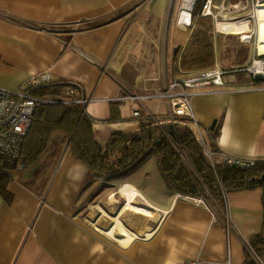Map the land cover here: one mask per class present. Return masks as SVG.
Masks as SVG:
<instances>
[{
  "label": "crops",
  "instance_id": "1",
  "mask_svg": "<svg viewBox=\"0 0 264 264\" xmlns=\"http://www.w3.org/2000/svg\"><path fill=\"white\" fill-rule=\"evenodd\" d=\"M177 2L0 0V88L18 94L29 79L48 74L81 99L96 120L92 132L100 146L113 132L137 131L133 111L168 113L169 100L160 92L178 76L165 68L135 85L133 68L126 74L128 58L142 29L141 41L150 44L144 52H157L158 44L163 54L167 44L186 45L192 25L188 31L179 26ZM233 77L192 95L194 118L205 130L217 129L219 150L264 159V84L237 86ZM111 102H118L120 120L107 122ZM70 142L0 182V264H243L252 253L250 239L264 236V186L220 200L206 192L207 204L199 205L160 182L102 179L72 154ZM131 188L134 200L128 199ZM128 203L160 219L145 225L143 212Z\"/></svg>",
  "mask_w": 264,
  "mask_h": 264
},
{
  "label": "trees",
  "instance_id": "2",
  "mask_svg": "<svg viewBox=\"0 0 264 264\" xmlns=\"http://www.w3.org/2000/svg\"><path fill=\"white\" fill-rule=\"evenodd\" d=\"M198 3L199 0H196L192 10V31L188 41L182 49L178 48L174 56V62L179 63L175 66V74L180 78L212 69L217 64L214 18L201 15ZM243 68L245 67L239 66L233 69ZM259 84L261 82L253 80L248 83L251 86ZM68 85L51 81L32 92L40 103L36 107L21 152L20 159L25 167L35 164L42 154L51 155L50 157L58 155L69 140L72 154L86 162L96 176L110 182L123 180L118 178L153 156L163 180L160 183L168 193L205 197L208 192L220 200L224 193L264 186L262 158H255L254 165L247 168L211 167L196 142V128L188 116L174 114L170 118L168 113L140 115L137 131L113 132L108 144L100 146L92 132L96 120L84 111V104L78 96L73 99L71 95H66ZM118 119L120 120L119 104L111 102L107 122ZM166 122H173L176 138L168 135ZM198 124L203 127L200 122ZM205 134L210 145L219 150L217 129L206 128ZM175 145L181 148L180 152ZM181 152L188 158L192 169L184 162ZM13 169L16 168L6 166L0 175V182H7ZM217 177H220L221 182L217 181ZM249 245L252 253L246 252L243 264H259L258 260H264V236L255 234Z\"/></svg>",
  "mask_w": 264,
  "mask_h": 264
},
{
  "label": "built area",
  "instance_id": "3",
  "mask_svg": "<svg viewBox=\"0 0 264 264\" xmlns=\"http://www.w3.org/2000/svg\"><path fill=\"white\" fill-rule=\"evenodd\" d=\"M211 2L212 0H204L200 8V14L204 16L210 15L216 22L218 17L214 14L215 12L211 7ZM190 23H192V20ZM255 58L258 59L256 60ZM234 72H246L252 77L256 73H260L263 79L262 82H264V52L260 53L257 45L255 44L253 61L250 66L243 69L232 70H225L216 66L212 69L202 71L188 77L179 78L173 81L170 86L171 89H179V91L168 94L170 114L188 116L193 120L196 128V141L200 144L205 160L213 168L217 166H237L247 168L254 165L255 158H245L231 155L221 150H216L210 145L205 132L202 131V128L199 127L198 124H196L197 121L193 116L190 105L191 93L189 90L194 86L224 85L223 79L225 75ZM48 82H51L50 76L48 74H41L29 79L26 88L21 93L12 94L11 92L0 88V175L4 172L6 166H14L16 169L25 168L24 162L20 159L22 147L29 132L36 107L38 103H40L39 100L34 98L32 92L39 86ZM65 93L67 95L72 94V89H66ZM133 116L139 117V112L137 110L133 111ZM158 123L162 124V122ZM217 180L218 182H221L220 177H217ZM181 196L195 204H207L204 196L195 197L182 194ZM180 264H198V262L188 260L181 262Z\"/></svg>",
  "mask_w": 264,
  "mask_h": 264
},
{
  "label": "rangeland",
  "instance_id": "4",
  "mask_svg": "<svg viewBox=\"0 0 264 264\" xmlns=\"http://www.w3.org/2000/svg\"><path fill=\"white\" fill-rule=\"evenodd\" d=\"M155 1H157L158 3L161 2V0H154V2ZM179 1L180 0H178V2H177V0H164V3L165 4H171L172 2L179 3ZM258 1L259 0H252V2H249L250 3V10L245 12L244 15L239 18V19L248 20L252 24V31L253 32H252V36L250 37L249 41L243 42L241 40H238L235 35H230L229 33L222 31V29H218L215 25V21L213 22L214 30L215 29L219 30V32L216 31L217 33L214 32V35H215L214 41H215V47H216L215 48V54H216V59H217V65L221 69L232 70L233 68H237L239 66H244L246 68V67L251 65V63L253 61V52H254L256 41H257V32H258L257 23H255L256 22L255 11L257 9L256 3ZM260 1H264V0H260ZM202 2H203V0H199L198 10L201 8ZM220 31H221V33H220ZM136 38H137L135 40L136 43H134V45L132 46L133 56L131 54L130 58H128V64H129L130 69H126V74H129L131 72V68H133V70H134V73L132 75V82H134L133 84L144 86L147 84V79L151 80V76H148V74L149 75H151L153 73L156 74V71H158V73H160V75H161V73L163 75V71L165 70V68H167L166 69L167 75H169V73H168L169 69L170 68L174 69L175 66L179 65V63L177 61L174 62V59H172V57L177 54V50L179 48L178 44H174L173 46H171V44H167V50H166V53H164V54H163L164 51L162 49L163 44H158V51L153 53V54H150L151 53L150 51L144 52V47L149 46L150 44H144L141 41L144 39V30L143 29L136 33ZM137 40H139V42H137ZM174 49H175V51H174ZM255 59L257 60L258 58H255ZM172 61L174 63H172ZM242 62H243V64H240ZM181 74H184V73L181 72ZM225 76H227V77H225L223 79L224 81H226L227 79H230L232 76H234L233 77L234 83H231V84H236L237 86H241L242 84H246V83L248 84V82L253 80V77L251 75L247 74L246 72L228 73ZM179 78H180V76H178V78L174 79L173 81H175ZM169 79H170V77L168 76L167 81ZM242 79H244V81H246V82H244ZM162 80H163V78H160V81H162ZM172 82L171 83L169 82V84H167L164 87V90L162 92H160L161 96H163L165 98H169L168 94L179 91V89L173 90L170 88ZM261 84H264V82H261ZM206 86H209V85H201V86H197V87L196 86L192 87V89L189 90V92L191 93V97L193 94H195L198 91L199 88H203ZM190 105L192 108V102L191 101H190ZM192 113L194 116L193 109H192ZM168 114H169V117L172 118V115L170 114L169 110H168ZM139 116H140V114H139ZM166 124L168 126H172L171 129L174 131V135H175L176 129L173 126L174 125L173 122H171V123L166 122ZM196 124H198V121ZM166 131H167V128H166ZM202 131L205 132V130H203V128H202ZM175 138H176V136H175ZM197 144L200 146L199 143H197ZM176 148L179 152L181 151V148L179 146H176ZM180 154H181V157L184 159V162H186L187 166L190 169H192V166H191L188 158L185 156V154H183L182 152ZM28 169H29V167H28ZM118 179H123V180H121V182L132 181V182H143L144 183V182H147V180H149V182H163V180L159 174L157 165H156V160L153 156L148 158L147 160L143 161L138 167L134 168L129 173H125L124 175H122L121 178H118ZM99 209H100V211H102L103 209L105 210L104 207L103 208L101 207V204H100Z\"/></svg>",
  "mask_w": 264,
  "mask_h": 264
},
{
  "label": "bare ground",
  "instance_id": "5",
  "mask_svg": "<svg viewBox=\"0 0 264 264\" xmlns=\"http://www.w3.org/2000/svg\"><path fill=\"white\" fill-rule=\"evenodd\" d=\"M195 0H181L178 9V23L184 30H189L191 25V10ZM256 23H257V41L256 45L260 53L264 52V1L256 3ZM211 7L214 14L218 17L217 28L222 29L226 33L236 34L238 40L243 42L248 41L252 35V24L248 20L239 19L245 12L250 10L249 0H212ZM137 191L134 188L129 189L128 199L132 198ZM114 197L111 196V199ZM132 210L136 212H143L144 224L148 225L160 219L158 212L150 210L140 205L129 204ZM144 208V209H143Z\"/></svg>",
  "mask_w": 264,
  "mask_h": 264
},
{
  "label": "water",
  "instance_id": "6",
  "mask_svg": "<svg viewBox=\"0 0 264 264\" xmlns=\"http://www.w3.org/2000/svg\"><path fill=\"white\" fill-rule=\"evenodd\" d=\"M175 51V50H174ZM253 81H258V82H262L263 79H262V75L260 73H256L254 76H253ZM215 125V121L212 122V125H211V128H213ZM172 126H168L167 127V132L169 133L170 136L172 137H175L174 135V131L171 129Z\"/></svg>",
  "mask_w": 264,
  "mask_h": 264
},
{
  "label": "clouds",
  "instance_id": "7",
  "mask_svg": "<svg viewBox=\"0 0 264 264\" xmlns=\"http://www.w3.org/2000/svg\"><path fill=\"white\" fill-rule=\"evenodd\" d=\"M191 18H192V16H191Z\"/></svg>",
  "mask_w": 264,
  "mask_h": 264
}]
</instances>
